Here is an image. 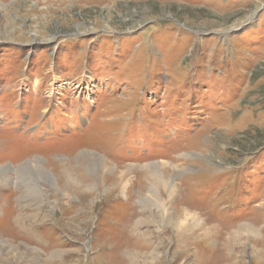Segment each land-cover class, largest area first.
Wrapping results in <instances>:
<instances>
[{
	"label": "rangeland",
	"instance_id": "374dc122",
	"mask_svg": "<svg viewBox=\"0 0 264 264\" xmlns=\"http://www.w3.org/2000/svg\"><path fill=\"white\" fill-rule=\"evenodd\" d=\"M0 264H264V0H0Z\"/></svg>",
	"mask_w": 264,
	"mask_h": 264
},
{
	"label": "bare ground",
	"instance_id": "6f19581e",
	"mask_svg": "<svg viewBox=\"0 0 264 264\" xmlns=\"http://www.w3.org/2000/svg\"><path fill=\"white\" fill-rule=\"evenodd\" d=\"M103 159H105V158H103ZM101 164H102V163H101ZM102 166H103V165H102ZM102 166H101V167H102ZM179 202H180V201H179ZM51 239H52V238H51Z\"/></svg>",
	"mask_w": 264,
	"mask_h": 264
}]
</instances>
